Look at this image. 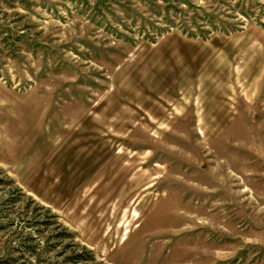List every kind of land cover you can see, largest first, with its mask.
<instances>
[{"label":"rangeland","instance_id":"1","mask_svg":"<svg viewBox=\"0 0 264 264\" xmlns=\"http://www.w3.org/2000/svg\"><path fill=\"white\" fill-rule=\"evenodd\" d=\"M0 264H264V0H0Z\"/></svg>","mask_w":264,"mask_h":264},{"label":"trees","instance_id":"2","mask_svg":"<svg viewBox=\"0 0 264 264\" xmlns=\"http://www.w3.org/2000/svg\"><path fill=\"white\" fill-rule=\"evenodd\" d=\"M86 252L88 253V255H90L88 250H86ZM75 255H76V254H75ZM77 256H79V255H77Z\"/></svg>","mask_w":264,"mask_h":264}]
</instances>
